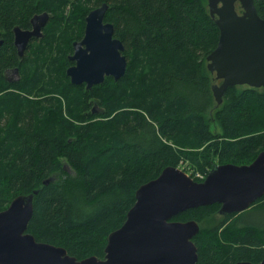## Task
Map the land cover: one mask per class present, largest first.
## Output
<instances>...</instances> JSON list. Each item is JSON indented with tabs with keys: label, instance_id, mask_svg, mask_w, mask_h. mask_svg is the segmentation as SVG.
<instances>
[{
	"label": "trees",
	"instance_id": "trees-1",
	"mask_svg": "<svg viewBox=\"0 0 264 264\" xmlns=\"http://www.w3.org/2000/svg\"><path fill=\"white\" fill-rule=\"evenodd\" d=\"M103 2L105 21L126 46L127 70L118 81L108 76L87 89L70 81L67 54L88 13ZM255 4L264 17V0ZM44 11L52 15L42 44L20 57L14 27L30 28ZM70 20L75 28L56 31ZM219 35L208 0H0V210L38 189L28 231L78 259L103 258L137 188L165 167L190 166L201 181L196 173L207 175L214 164L251 163L264 150V87L231 86L217 106L207 57ZM16 68L19 77L10 80L5 72ZM92 98L105 108L104 120H88ZM213 107L217 133L207 117ZM61 170V179L44 183ZM219 209V203L199 206L173 219L199 222ZM222 217L194 237L197 264L264 259L255 229L238 228L232 213Z\"/></svg>",
	"mask_w": 264,
	"mask_h": 264
},
{
	"label": "water",
	"instance_id": "water-1",
	"mask_svg": "<svg viewBox=\"0 0 264 264\" xmlns=\"http://www.w3.org/2000/svg\"><path fill=\"white\" fill-rule=\"evenodd\" d=\"M238 3L243 7L241 13ZM208 7L220 31L218 44L207 57V68L217 81L221 80L212 86L219 106L231 86L264 87V17L255 0H208ZM108 9L107 2L93 8L86 17L83 38L73 43L69 58L75 63L67 68L73 84L85 83L91 89L108 76L118 81L126 74V46L114 36V24L105 21ZM50 17V12L44 11L31 18L30 28L14 27L20 57L33 38L44 36L43 28ZM15 71L19 74L18 68ZM38 192L20 194L0 210V264H197L194 237L201 231L200 223L173 218L214 203L221 204V215L250 207L264 196V150L248 164H214L202 181L179 166L165 167L156 178L137 188L126 220L108 236L103 258L92 255L78 259L65 247L38 241L28 231ZM235 264H264V259Z\"/></svg>",
	"mask_w": 264,
	"mask_h": 264
},
{
	"label": "rangeland",
	"instance_id": "rangeland-1",
	"mask_svg": "<svg viewBox=\"0 0 264 264\" xmlns=\"http://www.w3.org/2000/svg\"><path fill=\"white\" fill-rule=\"evenodd\" d=\"M239 9H243V7L239 8ZM240 12H242V11L240 10ZM77 19L80 21L82 18H77ZM73 20L72 21L70 20V21L64 23L62 26V29L56 28V31L57 32H60V31L63 32L64 29L75 28L73 26V23H71V22H73ZM69 26H71V27H69ZM54 29H55V27H54ZM75 30H77V28ZM80 33L81 32H76V34H74V36H73L74 40L72 42L73 48L70 52H68V54H67L68 57H69V55L73 54V52H74V44H73L74 41L75 40H81L84 36L85 30L83 32L82 37L78 38ZM56 42L59 44V43L63 42V40L57 37ZM40 44H42L41 38H36V39L33 38L29 44V47L27 48V53L32 51V50L34 52L35 49H37ZM70 62L71 63L66 67V73H67V68L75 63V61H72V60H70ZM5 73H6V76L11 80H16L19 77V74L16 75L11 69L7 70ZM70 81H71V79H70ZM215 82L220 83L221 80L217 81L215 79ZM85 86H86V84H85ZM45 96H47V95H45ZM45 96H42V97L40 96L39 98H44ZM89 101L91 102V107L88 110L89 113H85V114H87L88 120L89 121L104 120L105 118L103 117L102 114L105 112V108L103 106H101L100 100L98 98H92ZM62 109H63L64 116L66 118H71V114L68 111L67 103L65 101H63V103H62ZM215 112H216V109H214V107H213L212 110L208 112L207 117L210 118V120H209L210 129L212 130V132L217 133L218 131L221 130V128H220V124L214 119ZM88 114H90V115H88ZM108 118H106V119H108ZM6 121L7 120L5 118L2 120V122H3L2 127H4V128H5L4 125H5ZM2 132L3 131H0V135ZM215 162H219L218 159H216ZM179 167L182 168L183 170H185L186 172H188L190 175H192V172H191L192 170L190 169V166L187 169L185 166L184 167L179 166ZM65 169L68 171H73L74 168L71 166V164H69V162L66 161L65 162ZM62 172H63V170L60 171V175L58 177L56 175L52 176L53 180L61 179V177L63 175ZM222 216L223 215H221L220 213L219 214L217 213L216 215L211 214V215H206L201 220H199L201 226L203 227V232H208V231L212 230V228L215 227L216 225L222 223V221L225 219ZM234 220H235V224L238 228H244V227L250 226L253 229H255L257 234H259L260 237H262V239L264 240V199H263V207L260 210L254 211L250 214H248L247 212L242 213V214L236 216L234 218Z\"/></svg>",
	"mask_w": 264,
	"mask_h": 264
},
{
	"label": "flooded vegetation",
	"instance_id": "flooded-vegetation-1",
	"mask_svg": "<svg viewBox=\"0 0 264 264\" xmlns=\"http://www.w3.org/2000/svg\"><path fill=\"white\" fill-rule=\"evenodd\" d=\"M242 5L240 3L237 4V9L238 11L240 12L243 11V9H239L241 8ZM241 13V12H240ZM16 75H18V73L14 70H12ZM11 80V79H10ZM220 207H221V204H220ZM263 207V196H261L260 198H258L256 201H254L250 207H248L247 209L243 210V211H240V212H235V213H232L233 214V217L232 218H235L236 216L242 214V213H245L247 212L248 214L254 212V211H257V210H260L261 208ZM219 214V213H218ZM263 260V257L261 260L257 261V262H260ZM254 262V261H253Z\"/></svg>",
	"mask_w": 264,
	"mask_h": 264
},
{
	"label": "built area",
	"instance_id": "built-area-1",
	"mask_svg": "<svg viewBox=\"0 0 264 264\" xmlns=\"http://www.w3.org/2000/svg\"><path fill=\"white\" fill-rule=\"evenodd\" d=\"M196 176L199 177L200 179H204L206 175L201 172H197Z\"/></svg>",
	"mask_w": 264,
	"mask_h": 264
},
{
	"label": "bare ground",
	"instance_id": "bare-ground-1",
	"mask_svg": "<svg viewBox=\"0 0 264 264\" xmlns=\"http://www.w3.org/2000/svg\"><path fill=\"white\" fill-rule=\"evenodd\" d=\"M45 28V27H44ZM225 216V215H224Z\"/></svg>",
	"mask_w": 264,
	"mask_h": 264
}]
</instances>
